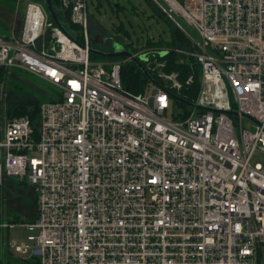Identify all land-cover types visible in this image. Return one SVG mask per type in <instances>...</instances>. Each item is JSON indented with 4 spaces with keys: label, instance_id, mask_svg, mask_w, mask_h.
Returning <instances> with one entry per match:
<instances>
[{
    "label": "built area",
    "instance_id": "1",
    "mask_svg": "<svg viewBox=\"0 0 264 264\" xmlns=\"http://www.w3.org/2000/svg\"><path fill=\"white\" fill-rule=\"evenodd\" d=\"M91 1L59 0V23L29 1L0 34L7 77L59 88L33 124L4 117L0 84V185L23 179L37 202L34 220L0 224L30 241L6 247L39 264H264V0H152L198 34L192 106L173 91L194 75L135 94L126 61L92 58Z\"/></svg>",
    "mask_w": 264,
    "mask_h": 264
},
{
    "label": "rangeland",
    "instance_id": "2",
    "mask_svg": "<svg viewBox=\"0 0 264 264\" xmlns=\"http://www.w3.org/2000/svg\"><path fill=\"white\" fill-rule=\"evenodd\" d=\"M29 1L40 0H0L1 35L9 36L13 33V29H15L16 32L20 31L23 24V13ZM151 1L152 0H150V2ZM150 2L148 0H92L89 9V37L92 43L91 50L110 54L123 48L134 55L135 53L141 52V50H146L142 47L145 46V43L149 39L158 42L160 37H162L165 41H168L170 39V28H172V23L175 26L177 25L172 18L162 11L160 7L156 6L153 1ZM152 4L164 14L159 15V11H156ZM118 6L120 7L119 11H117L116 8ZM179 21L185 30L184 34L196 40L198 38L197 32L186 24L183 19H179ZM117 26L123 27V31L120 33L117 32ZM157 49H164V51H161L162 56H164L165 51H167L166 47H152L150 50H146L145 53L140 54V61H145L148 53L149 58L155 60L156 56H160L157 54ZM96 57L100 61H126L125 65H127L128 62H133L124 57L116 59ZM163 66L164 63L157 64V67L162 68ZM160 74L162 81L168 87L179 79L177 72H160ZM197 78L200 80V71ZM3 87L6 90V96L2 105V110L4 117L9 119L11 118L8 116V108H10L11 105L20 106L24 104L46 103L56 98L59 91L57 86H54L47 80L18 67H14L10 70V75L8 77L6 76V80L3 81ZM245 121L247 122V120ZM10 180L13 186L6 184V181L0 185V224H19L32 221V219L30 220L28 217L31 213L36 212L34 210V203L36 204V193L34 188L28 185L23 179L11 178ZM18 186H20L19 190H17ZM5 237L9 238V241L16 245L30 243L19 227L11 230L0 227V263L31 264L30 260L33 259L32 253L21 254L9 250L5 245Z\"/></svg>",
    "mask_w": 264,
    "mask_h": 264
},
{
    "label": "trees",
    "instance_id": "3",
    "mask_svg": "<svg viewBox=\"0 0 264 264\" xmlns=\"http://www.w3.org/2000/svg\"><path fill=\"white\" fill-rule=\"evenodd\" d=\"M43 1L44 0H40L39 2L43 3ZM148 1L150 2V0ZM179 1L183 2V0ZM52 3L56 7L59 3V0H52ZM153 6L156 11H159V15L164 14L155 5ZM116 8L117 11H119L120 7L118 6ZM170 29V39L168 41H165V39L162 37H160L158 42H154L149 39L145 43V46L142 47L143 49H149L152 47H166L167 51H165L164 56L159 54L160 56H156L155 60H151L149 58V61L143 62L142 64L145 70L135 62H128L127 65L123 66L121 71L123 86L127 91L140 94L145 93L146 89L151 85L152 82H156L161 86L166 85L160 77V72H177L179 80L184 82L183 84H185V80H187L189 76L194 75L195 81L193 85L189 87L185 86L181 90H174L173 95L189 102L195 101L200 87V82L197 78L200 69L196 58L190 54L194 51V47L192 45L191 39L187 37L180 28L172 23V28ZM116 30L120 33L123 31V27L117 26ZM128 35L130 36L129 33ZM92 58L94 60H98L96 55H92ZM158 63H164V66L162 68L157 67ZM4 80H6L5 71L3 68H0V84L3 83ZM176 104L177 106H182V104L178 101H176ZM27 105H9L10 108H8V116L10 118L17 116H29L33 124H36L39 119L40 103ZM30 261L31 264H39V262L35 259Z\"/></svg>",
    "mask_w": 264,
    "mask_h": 264
},
{
    "label": "water",
    "instance_id": "4",
    "mask_svg": "<svg viewBox=\"0 0 264 264\" xmlns=\"http://www.w3.org/2000/svg\"><path fill=\"white\" fill-rule=\"evenodd\" d=\"M117 3V2H116ZM46 4H47V7H48V10L49 12L51 13L53 19L59 23V19H58V16L54 10V7H53V3H52V0H46ZM92 53L96 56H99V57H102V58H106V59H116V58H121V57H124V58H131L133 55L126 49H120L119 51L117 52H114V53H110V54H105V53H102V52H97V51H92ZM147 59V58H146ZM133 61L138 64L140 67H142L144 69V66L143 64L136 58L133 59ZM146 61V60H145ZM145 70V69H144ZM155 84H157L156 82H153ZM174 100L182 103V104H185V105H189V106H192L193 104L187 100H184L182 98H178L177 96H173Z\"/></svg>",
    "mask_w": 264,
    "mask_h": 264
},
{
    "label": "crops",
    "instance_id": "5",
    "mask_svg": "<svg viewBox=\"0 0 264 264\" xmlns=\"http://www.w3.org/2000/svg\"><path fill=\"white\" fill-rule=\"evenodd\" d=\"M11 178H8V179H6L5 181H6V184H9V185H11V186H13V184L10 182L11 180H10ZM29 185V184H28ZM19 187L20 186H18L17 188V190H19ZM35 197H36V194H35ZM35 200H36V198H35ZM34 206H35V208H34V210L36 211V212H33V213H31V215H29V217H28V219H32V220H34L35 218H36V216H37V202H36V204L34 203ZM33 209V208H32ZM27 212H29L27 209H25Z\"/></svg>",
    "mask_w": 264,
    "mask_h": 264
}]
</instances>
